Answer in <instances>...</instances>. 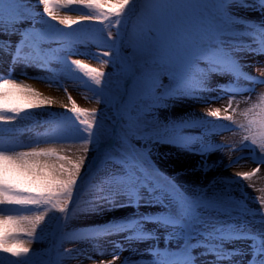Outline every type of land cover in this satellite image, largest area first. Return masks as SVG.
I'll return each mask as SVG.
<instances>
[{"label": "snow or ice", "instance_id": "obj_1", "mask_svg": "<svg viewBox=\"0 0 264 264\" xmlns=\"http://www.w3.org/2000/svg\"><path fill=\"white\" fill-rule=\"evenodd\" d=\"M37 3L43 14L39 28L32 24L36 17L26 0H0V35L18 37L14 47L0 42V51L8 48L14 64L21 63L41 71H47L53 59L67 65L69 70L74 65L97 86L95 95L102 98L105 109L111 114L105 115V111H101L98 117L96 109L89 112L72 101L69 111L83 128L75 127L70 135L56 139L82 140L78 149L81 155L75 158L60 154L55 147L0 143V206L27 210L20 215L0 213V252L14 258L27 257L31 251L28 245L35 240L38 227L50 209L63 214L64 219L57 227L68 228V221L77 215L76 211L69 213V204L90 150L89 145H92L102 158L103 167L91 193L98 203L79 209V214H97L101 204H108L109 210L119 207L152 208L157 214H141L82 231L72 230L69 233L71 242L124 233L129 234L126 239L142 240L151 235L146 233L144 225L155 224L165 231L167 242L175 241L179 247L173 249L167 244L163 249L156 247L151 252V264H195L192 250L196 248H203L205 253L213 255L217 264L230 262L236 252L225 251L223 245L233 239L250 241L247 264H264V228L259 233H250L229 223L250 214L259 215L260 223L264 225V196L260 197L262 210L249 213L242 201L232 197L231 189L221 191L216 188L224 181L210 182L207 186L179 184L173 177H163L152 161L153 149L161 144L193 155L209 154L213 147L211 144L201 143V147L196 149L193 145L201 141V136L185 131L201 126V122L169 120L161 118L158 113L175 107L177 102L200 99L201 94L209 90L208 78L213 75L233 78V83L217 85L221 93L235 95L241 92L236 82L250 77L243 70L236 53L264 54V23L259 27L250 24L240 12H258L264 17V0H142L135 22L130 26L124 22V32H118L115 38L112 32H108V39L113 43L109 51L102 53L110 58L103 64L111 63L114 71L107 76L104 71L79 59L69 63L67 56L72 54V39L51 22L71 27L81 22L107 20L110 15L120 17L129 0H37ZM69 5H82L96 10L99 15L73 17L58 11ZM121 23L118 19L117 24ZM43 24L49 27L45 28ZM116 41H119V46ZM52 42L64 45L63 57L57 55V50L46 51L42 47ZM25 48L31 52L22 55ZM164 76L168 77L167 84L162 80ZM9 89L24 93L25 102H14ZM97 102L100 103L101 99ZM52 103L50 98L42 97L40 92L22 81L0 76V122L8 124L26 110ZM233 103L230 98L226 112L229 109L237 112ZM64 107L67 108L66 105ZM251 111L248 109L243 115L247 116ZM82 115L89 118L80 119ZM207 115L229 122L224 130H231L230 125L236 123L233 115L221 117L219 108ZM239 126L255 127L258 132L243 136L235 146L218 144L216 147H228L230 151L251 146L259 148L261 157L254 161L257 168L234 174L240 178L237 182L241 183L249 181L264 165V109L259 120L249 119L247 126ZM210 133L215 134V125L206 129L204 135ZM140 144L144 146H138ZM240 159L244 157H238L232 163H238ZM73 253L85 255L80 249L64 251V255L70 257ZM118 258L117 247L112 260H101L100 264H115ZM15 264H29V261L17 259ZM122 264H127V261Z\"/></svg>", "mask_w": 264, "mask_h": 264}, {"label": "rangeland", "instance_id": "obj_2", "mask_svg": "<svg viewBox=\"0 0 264 264\" xmlns=\"http://www.w3.org/2000/svg\"><path fill=\"white\" fill-rule=\"evenodd\" d=\"M26 3L30 6L32 15L36 17L32 24L37 28L41 27L40 17L43 14L37 0H26ZM141 6L142 0H135V2L134 0H129V5L126 6L125 12L120 17L110 15L107 20L81 22L71 27L58 25L55 21L51 22L58 29L68 33L72 39L70 45L72 54L67 56L69 63L71 60L79 59L90 67L104 71L106 76L108 73H112L114 69L111 63L108 65L103 64L104 60L110 58L102 54L104 51H109L113 43V41L108 39V32H112L114 38L118 32L123 33V23L128 22L130 26L132 22H135ZM58 11L61 14H68L73 17L99 15L96 10L85 8L82 5H69L67 8L58 9ZM240 15L245 17L250 24H254L257 27L264 23V17L258 12L241 11ZM44 19L47 20L48 18L44 17ZM118 19L122 22L120 25L117 24ZM24 27H28V25H24ZM43 27L48 28L49 26L43 24ZM17 41V36L0 35V42L10 43L13 47ZM116 43L119 46V41H116ZM42 47L46 51L49 49L57 50V55L60 57L65 55V47L61 43L52 42ZM30 52L31 49L25 48L22 55ZM236 58L250 77V79H241L236 82L241 89L239 94L226 95L221 93L217 85L233 83V78L231 76L218 77L213 75L208 78L209 90L203 92L200 99L177 102L175 107L158 113L161 118L166 117L169 120L188 119L201 122V126L186 129L185 131L190 135L201 136V141H197L193 145L194 148L199 149L201 143L205 145L211 144L213 147L209 154L206 156L193 155L171 145L161 144L153 149L152 161L154 162V167L163 177H173L179 184L207 186L210 182L224 181L225 183L216 185L218 190L231 189L230 194L232 197L236 201H242L244 208L249 213H259L262 210L260 197L264 196V165L260 166L259 172L249 181L238 183L237 181L240 178L234 176L237 172H249L257 168V164L254 161L261 157L259 148L251 146L240 151H230L228 147H216L218 144L235 146L242 141L243 136L258 132V128H241L239 125L244 124L247 126L249 119L259 120L261 110L264 109V54L238 52L236 53ZM201 67H204V65H201ZM0 76L14 78L18 82L22 81L32 89L40 92L42 97H48V94L52 92L61 95L57 100L51 99L53 101L51 105L26 110L16 120L8 124L0 122V143L4 145L55 147L60 154H67L75 158L81 155L78 149L83 141L78 139H56L59 136L70 135L75 127L83 128V125L79 124L74 114L69 111L72 101H75L78 107L87 109L89 112L96 109L98 117L101 111H105V115L111 114L105 109L102 98L95 95L94 89L97 86L74 65L69 70L67 65L53 59L48 70L41 71L35 67H25L21 63L14 64L12 54L8 48H5L0 51ZM162 80L165 84L168 83L167 76L162 77ZM9 94L14 102H25L23 99L24 93L21 91L9 89ZM230 98L234 101L233 108L237 109L236 113H233L231 109L227 112L225 111ZM98 99H101L100 103L97 102ZM65 105L67 108L64 107ZM197 105L202 106V108H197ZM217 108L221 110V117L233 115L236 123L230 125L231 130H224V127L228 126L229 122L207 115L209 111ZM248 109H252V111L247 116L243 115ZM87 118L89 117L84 115L80 117V119ZM213 125H215V134L204 135L206 129H211ZM257 139L259 143V136H257ZM138 146L143 147L144 145L140 144ZM89 148L81 176L78 178L72 201L69 204V213L76 211L77 215L68 221V228L57 227L61 220L64 219L63 214L50 209L45 221L38 227L35 240L28 245L31 249L28 256L14 258L9 254L0 252V264H15L17 259L28 260L29 264H87L92 261L87 258L89 253H96L97 248L102 243H106L111 248H116L117 241L113 238L125 233L102 236L97 240H81L74 243L69 240V233L72 230L82 231L93 226L106 225L112 221H122L134 216L139 217L141 214H157L152 208L136 209L132 207H120L121 210H124L123 208H127V210L114 214L113 212L111 213L113 210H109L108 204H103L102 208H99L101 212L97 214L80 215L79 209L92 206V203L97 202L91 193L103 171L102 158L96 148L92 145H89ZM17 150L24 149L18 148ZM238 157H244V159H240L238 163H232ZM115 210H118V208ZM26 211L15 206H0V213L3 214L20 215ZM260 219L259 215L252 216L249 214L239 216L238 219L229 221V223L245 228L250 233H259L264 228V225L260 223ZM144 228L146 233L151 234L146 236L145 239H126L125 235L123 241L127 243L126 245L133 244V248L124 257H119L115 264H122L125 260L127 264H151L153 259L151 252L156 247L163 249L166 244L173 249L179 247L175 241L167 242L164 239L165 231L157 225L147 224L144 225ZM126 234L129 235L128 233ZM23 238L25 240L28 239L27 237ZM249 243L250 241L237 239L226 241L223 249L225 251L234 250L236 255L230 262L221 261L220 264H247L250 259L247 255ZM66 249H80L85 255L78 256L73 253L70 257L64 255ZM192 256L195 264H217L216 258L205 253L203 248L193 249ZM95 264H100V261H95Z\"/></svg>", "mask_w": 264, "mask_h": 264}, {"label": "bare ground", "instance_id": "obj_3", "mask_svg": "<svg viewBox=\"0 0 264 264\" xmlns=\"http://www.w3.org/2000/svg\"><path fill=\"white\" fill-rule=\"evenodd\" d=\"M50 93V92H48ZM60 94L59 93H50L48 94V97L50 99H53V100H57L60 98ZM197 108H202V106H196ZM98 202H95V203H92V206H96ZM103 204L99 205V208H102ZM110 207V206H109ZM122 208V207H121ZM121 208L119 207L118 210H113L111 211V213L113 212L114 214H117L119 212H122V211H126L127 208H123L124 210H121ZM101 209H98V212H101L100 211ZM125 235L127 236V234L125 233L124 235H121L119 237H114L113 239L116 240V248H111L109 247L106 243H102L101 246H99L96 250V253H89L88 256H91V260L90 262H88L87 264H95V261H109V260H112V254L114 252L117 251V247L119 248V257L122 258L124 257L126 254H128V252L130 251V249L133 248V244L132 245H126L127 243H125L123 240H124V237ZM122 240V241H121ZM102 253V254H101ZM87 256V257H88Z\"/></svg>", "mask_w": 264, "mask_h": 264}]
</instances>
